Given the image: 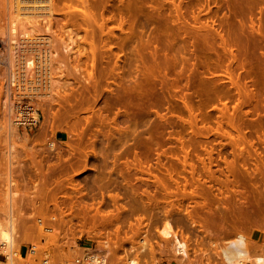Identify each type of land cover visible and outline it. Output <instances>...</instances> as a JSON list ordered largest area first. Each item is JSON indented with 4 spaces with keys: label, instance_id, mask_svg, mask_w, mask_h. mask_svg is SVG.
Segmentation results:
<instances>
[{
    "label": "rangeland",
    "instance_id": "1",
    "mask_svg": "<svg viewBox=\"0 0 264 264\" xmlns=\"http://www.w3.org/2000/svg\"><path fill=\"white\" fill-rule=\"evenodd\" d=\"M76 1L59 0L58 11L51 15L43 37L49 38L47 69L52 71V81L58 82L47 83V89L45 84H33L41 97L32 102L22 98L19 65L32 57L35 68L40 60L28 51L31 44L20 41L12 57L13 41H8L7 33L6 38L0 35V216L6 203L3 192L10 183L17 193L12 199L19 235L16 245L37 243L45 236L36 223L41 218L55 230L46 235L48 244L100 245L104 232L116 234L121 252L129 253V246L139 251L144 237L153 246L162 244L161 252L153 254L157 264H193L196 258L208 264L218 248L223 260L225 245L236 233L245 236L251 253L264 254V244L255 242L258 230L264 233V174L253 179L259 187L253 188L258 189L253 194L257 197L249 198L250 207L239 208L236 196L219 189L226 177L229 183L233 179L227 162H237L244 171L254 169L256 155L264 157L260 143L264 138V0H85V18L77 13L81 5ZM69 5L73 10L67 9ZM10 12L12 0H0V24ZM70 37L76 42L73 46L68 45ZM85 37L92 39L99 59L94 70L99 83L94 89L83 81L93 71ZM63 46L72 47L73 53L62 51ZM83 48L87 57L74 58ZM11 57L18 66L12 67ZM11 72L16 73V81L10 82ZM33 78L34 74L28 77ZM144 83L148 106L141 104L146 100L141 92ZM127 87L143 99L133 101L140 102L141 108L135 103L129 108L121 105ZM245 97L252 106L241 105ZM62 100L69 101L75 117L95 120L90 130L107 133H79L71 117L56 118L53 113L60 109L56 102L63 104ZM256 101L260 109L253 112ZM32 108L37 113L34 122L30 124L29 116L18 120L20 112ZM128 110L133 113L128 115ZM96 111L109 127L99 126ZM226 114L240 122V135L247 140L240 148L232 139L238 132L224 124ZM129 118L136 122L134 133L127 128ZM8 121L16 126L14 131L5 126ZM116 125L126 126L124 133H116ZM68 126L75 131L71 133L75 140L69 138ZM105 147L113 153L107 160L92 154H101ZM80 151L89 154L86 161L81 157L77 162ZM23 172L29 174L26 181ZM9 173L10 180H4ZM245 180L241 185L248 190L253 181ZM27 193L33 196L28 198ZM54 215L56 220L49 221ZM164 220H170L188 243V256L179 262L173 260L171 241L159 235Z\"/></svg>",
    "mask_w": 264,
    "mask_h": 264
},
{
    "label": "bare ground",
    "instance_id": "2",
    "mask_svg": "<svg viewBox=\"0 0 264 264\" xmlns=\"http://www.w3.org/2000/svg\"><path fill=\"white\" fill-rule=\"evenodd\" d=\"M56 1L57 0H12V12H10V14H9V17H7V18H5L4 20H3V24H0V35L1 36H3L5 33H7L6 35H8V38H9V40L8 41H13V45L14 46H11L9 49H10V52H9V54L13 57V55L14 54H16L15 53V49H16V47H17V45L19 44H17V41H20V43H26V45L29 43V48H28V51H34L35 52V54L37 55V59L36 60H40V61H38V64H37V67H33L34 65H33V61H31V60H33V58L31 57V58H29L28 57V59L27 58H24V62H21V65H19V66H21V67H19V69L20 70H22L21 71V74H20V77H22V79H21V81L22 82H24V92L23 93H21V95H23V99H26V100H28V101H31L32 102V99H34L35 97L36 98H39V97H41V96H39L38 95V88L37 87H35L34 85H42V84H45V86L43 87L44 89H47L46 88V86H47V83L49 84V86H51V84H52V82H54V83H57L58 81H52L53 79V77L51 76V70L50 69H47V68H49V67H47V66H49V60L48 59H46V58H49V52L50 51H48L47 50V48H46V45L47 44H49V38H47V37H43L44 35H45V31H49V28H50V18H51V15H53V12L54 11H58V8H57V4L58 3H60L59 2V0H58V2L56 3ZM68 1V0H67ZM70 1V0H69ZM85 0H77L76 2H80L79 3V5H81V7L80 8H75L76 10H77V13L79 14V15H82V17H84L85 18V16H86V14H87V9H86V5H85V2H84ZM72 2V1H71ZM64 3V2H63ZM65 5V4H64ZM85 5V6H84ZM70 7H72V6H70L69 5V7L67 6V9L68 8H70ZM57 8V9H56ZM70 9H72V8H70ZM70 9H68L69 11H70ZM73 10V9H72ZM68 11V12H69ZM75 11V10H74ZM55 13H57V12H55ZM65 13H67V12H65ZM42 17V18H41ZM40 18H41V21L42 20H45V23H44V25H41V23L39 22L40 21ZM88 26V28L87 29H92L93 30V25L91 24V26H90V23L88 24V23H86ZM48 25V26H47ZM48 27V29H45V27ZM261 27H263L262 25H260ZM87 29H84V30H86V34H85V36H87ZM91 29H90V31H91ZM89 31V30H88ZM262 31V30H261ZM92 33V32H91ZM263 34H264V32H263ZM262 34V35H263ZM7 37V36H6ZM6 37H2V38H6ZM92 37V36H91ZM85 38H86V40L88 39V41L90 42L89 44L85 41ZM83 40H84V43H86V45L88 44L89 46V48H90V59H91V63H90V65L92 66V69H93V71L92 72H89L88 74H87V76H86V78H84L83 79V81L84 82H86V84L87 85H90V86H93L92 88L94 89V88H96L97 87V85H98V83H99V80H98V77H95V75H94V70H96V67H97V65H95V64H97V61L99 60L98 58H97V55L95 54V52H94V50H93V46H94V44H92L93 42H92V39L91 38H87V37H85ZM5 40H7V39H5ZM91 40V41H90ZM74 42H75V40H73V39H71V37H70V39H69V43H68V45L71 43V45L73 46L74 45ZM92 42V43H91ZM76 43V42H75ZM41 44H42V46L43 47H40L41 46ZM35 46V47H31V46ZM28 46V45H27ZM19 47V46H18ZM36 47H40V48H36ZM64 47V46H63ZM62 47V51L64 50V51H66V52H69L70 51V49H72V47H68V46H65L64 48ZM8 49V50H9ZM17 51H18V48H17ZM65 52V53H66ZM70 52H72L73 53V51H70ZM69 52V53H70ZM33 54V53H32ZM34 54V55H35ZM67 54V53H66ZM79 54V55H78ZM77 55H74V58L76 57V58H78V56H82V57H87V53H86V50H84V48L81 50V52H79ZM12 57L10 58V59H12ZM31 59V60H30ZM19 61V60H18ZM21 61V60H20ZM20 63V62H19ZM10 64L12 65V67H14V66H16L17 64H16V61L14 60V58L12 59V60H10ZM35 64V63H34ZM11 65H10V67H11ZM18 66V65H17ZM33 68H34V70H33ZM56 69H59V67L58 68H56ZM34 71V72H33ZM32 74H34V78L31 80V79H28V77L29 76H32ZM103 74V72L100 70L99 71V75L101 76ZM10 76V82L12 81H14L16 78H17V75H16V73L15 72H11V74L9 75ZM61 76V75H60ZM9 79V78H8ZM16 81V80H15ZM34 84V85H33ZM64 84H66V83H64L63 82V85L62 86H64ZM147 85H146V83H144V84H142L141 85V92H142V97L144 96L145 97V102L143 101V99L140 97V98H137L136 96H134L135 95V93H131L132 91L131 90H133L134 91V89L132 88H130V87H127V90L125 89L124 90V103L125 102H127V103H121V105L122 106H125V105H127V107L126 108H129V107H133V106H135V105H139V107L141 106L140 105V102H139V104H136V102H133L134 100H135V98H137V100L138 99H141L142 101H143V103H141V104H144V105H146V106H148V104H149V101H148V98H147V94H148V92H146V89H147V87H146ZM129 88H130V90H129ZM148 91V90H147ZM50 92H51V90L49 91V96H50ZM147 93V94H146ZM20 95V96H21ZM246 95H248V90L246 91V93H245V96ZM258 96V95H257ZM135 97V98H134ZM35 98V99H36ZM63 101V104H61L60 103V101L59 102H56V103H59V106H60V109H63L62 111L60 110V109H58V110H60V111H58L57 109V112H59V113H57V112H55V113H53V115L56 117V115H57V117L56 118H58V119H60L59 117H61V116H64V118L66 117V118H68V117H71V119H73V122H74V126L73 127H78V128H80L79 129V133H99V132H101V133H107V131L105 130V132H104V130H102V129H100V130H97L96 128V130L97 131H92L93 129H89L90 127H91V125H93V123L95 122V120L93 119V118H90V117H85V118H77V117H75L74 116V114H73V112H71V106H70V103H69V101L68 100H62ZM257 102V101H256ZM65 103V104H64ZM135 103V105H132V106H129L128 107V105L130 104H134ZM138 103V102H137ZM249 103L251 104V102L245 97V100L242 102V106L243 105H249ZM105 104H106V102H105ZM66 105V106H65ZM108 106L106 107V105H105V107H106V110H108L109 109V104H107ZM112 105V104H111ZM254 105V109H253V112L254 111H259V107H258V102L255 104H253ZM7 106V105H6ZM11 107H9V115H10V113L11 112H14L13 111V107H12V105H10ZM67 106H68V108H67ZM104 106V105H103ZM224 106V105H223ZM251 106H252V104H251ZM105 107H104V109H105ZM138 107V106H137ZM142 107V106H141ZM140 107V108H141ZM239 108H241L240 106H238ZM111 108V107H110ZM125 108V107H124ZM224 108H225V106H224ZM238 108V109H239ZM259 108V109H258ZM103 108H101V109H99V110H102ZM104 109H103V111H104ZM143 109V108H142ZM225 109H227V107L225 108ZM127 110V109H126ZM131 110V109H130ZM109 111H111V109L109 110ZM125 111V110H124ZM226 111V110H225ZM23 112V111H22ZM97 112V111H96ZM99 112V111H98ZM97 112V113H98ZM102 112V111H101ZM108 112V111H107ZM128 112H129V110H128ZM127 112V113H128ZM132 113H133V111H131ZM131 112H129L128 113V115H130L131 114ZM100 113V112H99ZM98 113V114H99ZM117 113V112H116ZM126 113V114H127ZM257 113V112H256ZM93 114H94V112H93ZM96 114V113H95ZM97 114V115H98ZM119 114V113H118ZM122 114V113H121ZM12 115V114H11ZM10 115V116H11ZM21 115H23V116H21ZM100 115V114H99ZM98 115V116H99ZM102 115V114H101ZM101 115H100V119L98 120V122H100L101 124H99V126L100 125H102V126H104L105 124L107 125V127H109L110 126V124L109 123H104L105 121H103L102 120V118H101ZM115 115H117V114H115ZM123 115V114H122ZM258 115V114H257ZM8 116V115H7ZM9 116V117H10ZM27 116H29L30 118H29V122L30 121H33V120H36L37 119V113H36V109H34V108H32V110H31V112L30 111H24L23 113H21L20 112V118L18 119V120H20V119H27L26 117ZM59 116V117H58ZM92 116H95V115H92ZM97 116V117H98ZM104 116V115H103ZM224 116H225V114H224ZM226 123L224 122V124H227V125H229L230 126V128L232 127V129L234 128V129H236L235 131H237L238 132V135H237V138H232L233 140H234V145H236L238 148H240L239 147V145H240V143H242V144H244L245 142H247V140H246V138H245V136L244 135H240V132L239 131H241L240 130V126H238V124L240 123L239 121V123L237 124L236 123V121H234L233 120V118L231 117V116H229V115H227L226 114ZM12 117V116H11ZM24 117V118H23ZM54 117V118H55ZM258 117V116H257ZM63 118V119H64ZM65 118V119H66ZM106 118H107V116H106ZM133 118H134V116H133ZM132 118V119H133ZM9 119V118H8ZM132 119H128V121L130 120V122H128L129 123V126L127 127L128 128V130L131 132V133H134L135 132V130H134V125H135V123H133L135 120H132ZM12 120V119H11ZM107 120V119H106ZM115 121V120H114ZM113 121V122H114ZM225 121V120H224ZM34 122V121H33ZM223 122V121H222ZM222 122H220V123H218V124H220V125H218L219 127H221V123ZM7 125H5V126H8V129H9V131H14L15 129H16V126H11L10 125V123H9V121H8V123H6ZM30 124H31V122H30ZM109 124V125H108ZM116 124V123H115ZM223 124V123H222ZM236 124H237V126H236ZM262 124V123H261ZM15 125H17V123H15ZM226 125V126H227ZM240 125V124H239ZM262 125H264V124H262ZM261 125V126H262ZM4 126V127H5ZM117 126V125H116ZM115 126V129H116V133L118 132V133H122L123 132V127L122 126H117L116 127ZM217 126V127H218ZM242 126V125H241ZM15 127V128H14ZM72 127V126H71ZM70 126H68L67 128V130H68V133H70V136H69V138L70 139H72V140H75V138L76 137H73L72 135H71V133H75V131L71 128ZM126 127V126H125ZM125 127H124V130H125ZM216 127V128H217ZM218 127V128H219ZM243 127V126H242ZM263 127V126H262ZM66 128V127H65ZM78 128H75V129H78ZM102 128V127H101ZM106 128V127H105ZM217 128V129H218ZM260 127L258 126V129H259ZM103 129H104V127H103ZM136 129V128H135ZM217 129H216V131H217ZM220 129V128H219ZM221 129H223V128H221ZM220 129V130H221ZM233 129V130H234ZM257 129V130H258ZM23 130H24V128H23ZM107 130H108V128H107ZM113 130V129H112ZM111 130V131H112ZM211 130V129H210ZM220 130H219V132H220ZM88 131V132H87ZM110 131V132H111ZM115 131V130H114ZM113 131V132H114ZM137 131V130H136ZM224 131V130H223ZM260 131V130H259ZM209 132V131H208ZM218 132V131H217ZM221 132H222V130H221ZM14 133V132H13ZM77 133V132H76ZM109 133V132H108ZM124 133V132H123ZM223 134V133H222ZM221 134V135H222ZM216 135H218V134H216ZM220 135V134H219ZM225 135V134H224ZM226 136H228L229 137V134H226L225 135V138H226ZM221 137H223V136H221ZM257 137H260V136H257ZM78 138V137H77ZM224 138V137H223ZM81 138L79 137V140H80ZM259 139V138H258ZM78 140V141H79ZM261 141H260V143H263V145H264V138H263V140L262 139H260ZM81 141V140H80ZM79 141V142H80ZM53 143V142H52ZM82 143V142H81ZM253 142H251V144H252ZM248 144H250V143H248ZM68 146H70V145H68ZM235 146V147H236ZM252 147V145H249V147ZM50 147V146H49ZM256 148V147H255ZM72 149V148H71ZM70 149V150H71ZM242 149L243 148H241V151H242ZM52 150H54V149H52ZM111 151V150H110ZM109 151V148L108 147H105L104 148V150H103V152L101 153V154H98L97 152H93L92 151V154L94 155V156H98V155H100V156H103L105 159L106 158H108V155L111 153ZM240 151V152H241ZM74 152H76V151H74ZM113 152V151H112ZM246 153L248 154V155H250V152H249V150L247 151L246 150ZM245 153V154H246ZM78 154V159H76L77 160V162H78V160L81 158V157H83L85 160L84 161H86V159H87V157H88V155L89 154H87L85 151L84 152H82V151H80V152H78L77 153ZM113 154V153H112ZM112 154H110V155H112ZM116 154V153H115ZM252 155V154H251ZM118 156V155H117ZM257 157H255L254 159V169H251V170H249V169H246V168H244V171H242L240 168H239V165L237 164V162H235V163H229V165H228V162H227V169H228V175L230 176H232L233 177V179L231 180L232 182L231 183H229L230 182V179L229 178H227L226 176V179H227V181H225V185L223 184L222 186L223 187H221V185L219 186V187H221V188H219V189H222V191H224V193L226 192L227 194L229 193V194H231V195H233V196H236L237 198H235V199H237L238 201H239V204H237V201H236V205H238V207L242 204V205H248V207H250V205H249V198L251 197V196H256V195H253V194H255V189H256V191L258 190L257 189V187H259V185L257 184V183H254V181H253V179L255 178V179H257V177H259L260 176V178H262V176H263V174H264V172L262 171V169L264 168V162H262V158H264L263 156H261L260 154H259V156L258 155H256ZM76 157V155H75V158H77ZM116 157V156H115ZM114 157V158H115ZM247 157V156H246ZM245 157V158H246ZM248 158H252V157H250V156H248ZM257 158V159H256ZM117 159V158H116ZM247 159V158H246ZM81 160V159H80ZM107 160V159H106ZM115 160V159H114ZM225 160V159H224ZM223 160V161H224ZM243 160H245L244 158H243ZM249 160V159H248ZM257 160V161H256ZM104 161V160H103ZM255 161H256V163H255ZM81 163V162H80ZM84 163H86V162H84ZM106 163V162H105ZM115 163V162H114ZM225 163H226V161H225ZM10 164V163H9ZM256 164V165H255ZM86 165V164H85ZM244 165V164H243ZM242 166V165H241ZM263 166V167H262ZM245 167V166H244ZM262 167V168H261ZM115 168V167H114ZM225 168V169H226ZM114 170V169H113ZM104 171V170H103ZM120 171V170H119ZM226 171V170H225ZM114 172H116L115 170H114ZM119 173V172H118ZM11 174L9 173L8 174V176L6 175V177L4 178V180H6V181H9L10 180V176ZM103 174H101V176H102ZM257 175V176H256ZM228 176V177H229ZM212 177V176H211ZM101 178V177H100ZM213 178H215V176H213ZM246 178H248V180H245L244 182H246V181H253L252 183H254V184H252V183H248L249 184V187H248V184L247 183H245L246 184V186L248 187V190H246V188L244 187V186H242L241 185V182L243 181V179H246ZM102 179V178H101ZM242 180V181H241ZM229 181V182H228ZM256 181V180H255ZM221 183V182H220ZM229 183V184H228ZM243 183V182H242ZM227 184V185H226ZM255 184H257L258 186L254 189V191H253V188H254V186H255ZM219 185V184H218ZM263 186V185H262ZM216 189V188H215ZM218 189V190H219ZM218 192V191H217ZM233 194H232V193ZM4 194H3V198L5 199L4 201H6V203L3 201V203H5V205L3 206V210H4V213H2L3 215L2 216H0L1 218H0V257L4 260V262H0V264H19V262L21 261L20 260V256L18 255V249H19V247L20 246H17L16 244L19 242V241H17L16 240V238L19 236L18 234H17V225H16V222H17V218H15L16 216H15V214H14V212H13V202H12V199L15 197V195H17V193L16 192H14V191H12L11 190V185H10V183H9V186H6L5 187V190H4V192H3ZM258 195H260V193H258ZM27 196H28V198H30V197H32L33 195H31L30 193H27ZM257 197V196H256ZM117 198V197H116ZM116 198H114V199H116ZM250 201H252L253 202V200H250ZM254 203V202H253ZM242 205H241V207H239V208H242ZM251 205H252V203H251ZM253 205H255V204H253ZM252 205V206H253ZM253 207H255V206H253ZM252 209V208H251ZM250 209V210H251ZM24 216H28V214H25ZM174 226L172 225V223H171V221L170 220H164V222L162 223V225L160 226V228H159V230H158V232H159V235H160V237L163 239V240H166V241H171V250H172V257H173V260H176V261H178L179 259H183V258H185V257H187L188 256V243L186 242V240L185 239H183V238H181L180 237V235L175 231V229L173 228ZM46 236V235H45ZM161 239V240H162ZM141 240V246L139 245V251H137V249H134V250H136V251H134V253H131V254H127V264H139L138 263V261H137V259L138 258H140V259H142V257L144 256V255H142V252L145 250V248H146V245H147V240H145L144 239V237L143 238H141L140 239ZM165 241V242H166ZM245 242H246V240H245V236L242 234V233H236V235L234 236V238H232L231 240H229L228 241V245H225L224 247H225V251H224V256H222L223 257V260H224V264H243V263H249V264H264V254L263 253H261V251L259 250V252H257L256 253V251H252V253L249 251V249H247L246 247H245ZM74 244H75V242H74ZM164 244V243H163ZM259 253V254H258ZM153 254H155L154 252L151 254V261L150 262H148V264H157L158 263V261H155V257L153 256ZM219 254V253H218ZM262 254H263V256H262ZM140 255H142V257L140 256ZM126 258V257H125ZM178 259V260H177ZM222 260V259H221ZM223 260H222V262H223ZM147 261H149V260H147ZM155 263H154V262ZM179 262V261H178Z\"/></svg>",
    "mask_w": 264,
    "mask_h": 264
},
{
    "label": "built area",
    "instance_id": "3",
    "mask_svg": "<svg viewBox=\"0 0 264 264\" xmlns=\"http://www.w3.org/2000/svg\"><path fill=\"white\" fill-rule=\"evenodd\" d=\"M45 172L48 174V169H45ZM28 179L29 174L23 172L22 180L26 181ZM56 217L55 215L51 216L49 221H55ZM36 223L41 227L44 235H50L55 231L52 226L44 223L41 218L36 219ZM102 234L105 235V238H99L100 245L94 243L77 245L75 243L74 245L66 246L58 241L48 244L47 236H44L37 243L20 245L18 255L21 261L19 264H127V254L134 253L136 250L129 246V253L121 252L122 244L116 234L104 232ZM22 246H24V250L21 251ZM161 248L162 244L153 246L147 242L142 255L147 256L149 259L153 252L159 254L162 250ZM218 253L211 255L208 264H224ZM142 255L140 256L142 257ZM148 259L143 256L142 259L138 258L137 261L139 264H148ZM193 264H206V262L204 259L196 258Z\"/></svg>",
    "mask_w": 264,
    "mask_h": 264
},
{
    "label": "crops",
    "instance_id": "4",
    "mask_svg": "<svg viewBox=\"0 0 264 264\" xmlns=\"http://www.w3.org/2000/svg\"><path fill=\"white\" fill-rule=\"evenodd\" d=\"M255 242L257 244H264V233L258 230L257 237L255 238ZM24 250V246L21 247V251ZM0 262H4V260L0 257Z\"/></svg>",
    "mask_w": 264,
    "mask_h": 264
}]
</instances>
